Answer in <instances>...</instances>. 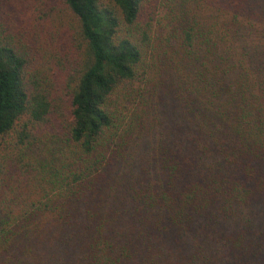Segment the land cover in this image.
I'll return each instance as SVG.
<instances>
[{"label": "trees", "instance_id": "trees-1", "mask_svg": "<svg viewBox=\"0 0 264 264\" xmlns=\"http://www.w3.org/2000/svg\"><path fill=\"white\" fill-rule=\"evenodd\" d=\"M8 1L0 264H264V0Z\"/></svg>", "mask_w": 264, "mask_h": 264}, {"label": "rangeland", "instance_id": "rangeland-1", "mask_svg": "<svg viewBox=\"0 0 264 264\" xmlns=\"http://www.w3.org/2000/svg\"><path fill=\"white\" fill-rule=\"evenodd\" d=\"M2 5L0 8V17L2 14H5V20L10 24L12 27H16L17 23H21L19 11L15 8L14 1L2 0Z\"/></svg>", "mask_w": 264, "mask_h": 264}]
</instances>
